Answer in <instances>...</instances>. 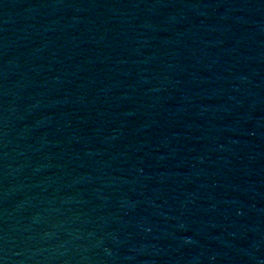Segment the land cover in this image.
Here are the masks:
<instances>
[{
	"label": "water",
	"instance_id": "water-1",
	"mask_svg": "<svg viewBox=\"0 0 264 264\" xmlns=\"http://www.w3.org/2000/svg\"><path fill=\"white\" fill-rule=\"evenodd\" d=\"M0 264H264V0H0Z\"/></svg>",
	"mask_w": 264,
	"mask_h": 264
}]
</instances>
